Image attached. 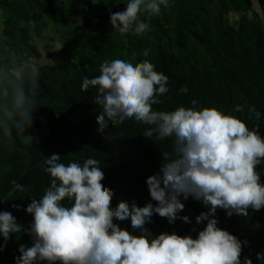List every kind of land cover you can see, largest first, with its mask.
<instances>
[{
	"label": "trees",
	"instance_id": "trees-1",
	"mask_svg": "<svg viewBox=\"0 0 264 264\" xmlns=\"http://www.w3.org/2000/svg\"><path fill=\"white\" fill-rule=\"evenodd\" d=\"M127 2L0 0V68L10 77L0 78V86L22 85L28 94L32 69L38 72L39 85L29 96L33 124L25 135L33 138L32 143H21L15 130L12 140L0 132V211L11 212L23 226V231L13 234L0 252V264H15V257L21 255L19 246H31L28 226L33 217L12 205L25 209L31 198L43 196L51 179L44 171L45 159L53 154L65 164L97 159L105 173L102 183L115 193L113 208L121 201L141 207L150 201L146 179L159 173L161 151L171 152L174 138H145L143 133L151 126L135 119L115 126L109 122L103 132L99 131L101 109L93 102L97 90H82V82L85 77L99 75L104 60L129 61L135 54L134 64L148 59L157 72L169 78V91L159 97L162 103L153 105V110L189 108L195 99L197 108H217L237 116L250 130L258 128L264 137V22L246 15L252 9V0H169L168 7L161 6L159 15L142 9L140 18L149 23L150 31L121 36L110 23L109 8L123 11ZM258 2L264 14V0ZM231 12L241 14L233 23L228 17ZM53 39L67 48V56L62 54L54 63L28 68L22 76L16 73L20 64L40 57L38 42L49 47L48 41ZM145 49H151L147 57L142 55ZM184 86L187 93L179 91ZM3 103L0 99V105ZM237 105L243 112H233ZM252 106L261 113L259 120L249 113ZM256 171L264 183V161ZM12 180L31 190L9 196ZM183 202L185 209L180 215L189 216L191 223L177 220L169 224L167 218L156 214L145 227L153 236L167 231L195 238L207 223L197 224L196 217L208 209L191 198ZM216 218L218 227L248 242L241 258L248 256L253 264H262L257 253H264V209H249L247 217H228L225 210H218ZM114 222L134 235L141 234L131 228L130 218Z\"/></svg>",
	"mask_w": 264,
	"mask_h": 264
},
{
	"label": "clouds",
	"instance_id": "clouds-1",
	"mask_svg": "<svg viewBox=\"0 0 264 264\" xmlns=\"http://www.w3.org/2000/svg\"><path fill=\"white\" fill-rule=\"evenodd\" d=\"M168 5L169 0H128L123 11L109 8L110 23L121 36L146 33L151 29L140 18L142 9L159 15L161 6ZM150 51L145 49L142 55L147 57ZM135 60V54L129 61L104 60L99 75L83 79L82 90H97L93 102L101 109L99 131L109 122L115 126L135 119L151 126L143 133L145 138H174L172 151H161L159 173L146 179L150 201L142 207L121 201L113 208L115 193L102 183L105 173L97 159L65 164L53 154L45 159L44 171L51 179L43 196L31 198L25 209L12 205L33 217L28 226L31 246H19L21 255L15 257V264H253L250 257L241 258L248 242L218 227L216 213L225 210L228 217H247L249 209H264V183L256 171L264 161V137L237 116L217 108H197L195 99L189 108L153 110V105L162 103L159 97L168 93L169 78L148 59L134 64ZM0 78L10 79L2 68ZM28 84V94L22 85L0 86V99L5 101L0 105V132L12 140L15 130L23 144L33 139L25 132L33 124L29 96L39 86L35 69L28 74ZM179 91L187 93L188 88ZM233 112H243L242 106ZM249 113L256 120L261 117L255 106ZM11 186L9 196L31 190L16 180ZM189 198L208 209L196 217L197 224L207 223L195 238L167 231L153 236L145 227L156 214L169 224L177 220L191 223L189 216L180 215L185 209L183 201ZM129 218L131 228L140 235L114 222ZM22 231L11 212L0 211V252L13 234ZM257 259L264 264V253H257Z\"/></svg>",
	"mask_w": 264,
	"mask_h": 264
},
{
	"label": "rangeland",
	"instance_id": "rangeland-1",
	"mask_svg": "<svg viewBox=\"0 0 264 264\" xmlns=\"http://www.w3.org/2000/svg\"><path fill=\"white\" fill-rule=\"evenodd\" d=\"M69 15L76 18L79 17V15H73L71 13H69ZM240 15H241L240 13L231 12L228 15L230 22L233 23L236 20H238ZM246 15L250 18H259L261 21L264 22V14L261 10L258 0H252V9L248 11ZM0 31H1V26H0ZM46 33L48 35H51L50 31H47ZM48 43H49V47H46L44 44L38 42V47L41 53L40 57L30 58L25 63L20 64L16 68V73L22 76L25 73L26 69L28 68H37L38 66L45 63H54L62 56V54L67 56L66 55L67 48L58 41H56V39L49 40Z\"/></svg>",
	"mask_w": 264,
	"mask_h": 264
}]
</instances>
